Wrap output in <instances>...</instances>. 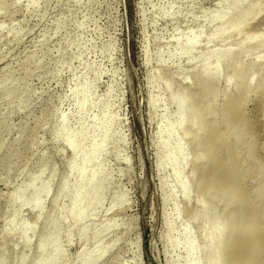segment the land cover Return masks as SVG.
Masks as SVG:
<instances>
[{
	"label": "rangeland",
	"instance_id": "rangeland-1",
	"mask_svg": "<svg viewBox=\"0 0 264 264\" xmlns=\"http://www.w3.org/2000/svg\"><path fill=\"white\" fill-rule=\"evenodd\" d=\"M220 1L0 0V264H39L40 254L52 249L55 234L56 247L62 251L57 264H80L84 248L89 259L102 253L96 264H186L183 246L172 248L166 242V223L173 219V207L179 206L173 235L187 226L199 241L201 221L187 211L171 169L157 167L158 129L167 115L170 123L175 122L171 96L197 86L198 56L232 46L230 40L206 39L204 15L214 12ZM197 35L193 59L168 57L178 39ZM263 56L264 50H255L248 58L260 61ZM87 65L100 74L85 73ZM227 73L228 64L223 62L221 88L227 85ZM76 81L87 83V94L95 103L85 124L90 126L96 118L101 122L106 111L115 120L103 154L88 168L105 176L100 202L74 224L72 214L65 213L77 190V177L70 172L77 161L57 131L63 114L68 116L66 129L78 130L76 101L70 96ZM153 94L160 103L152 108ZM261 96L252 93L243 108L254 122L257 153L264 161ZM226 99L225 95L220 101ZM182 135L178 130L177 138ZM192 138L191 133L182 139L190 161L186 174L195 158ZM32 180L33 190L25 193L24 205L10 202ZM197 187L192 185V203L201 195ZM41 188L46 191L38 215L31 205ZM170 194L174 196L164 203ZM13 213L16 220L11 223ZM53 222L56 228L50 226ZM22 224L29 227L25 233ZM93 228L99 233L91 238Z\"/></svg>",
	"mask_w": 264,
	"mask_h": 264
},
{
	"label": "bare ground",
	"instance_id": "bare-ground-1",
	"mask_svg": "<svg viewBox=\"0 0 264 264\" xmlns=\"http://www.w3.org/2000/svg\"><path fill=\"white\" fill-rule=\"evenodd\" d=\"M202 22L209 27L207 42L230 40L232 46L207 50L198 56L201 64L194 73L197 86L172 95L176 103L175 122L170 123L167 115L159 124L157 144L161 153L157 167L171 169L187 211L201 221L199 241L187 226L173 235L174 223L181 216L179 206L175 205L173 219L166 223V242L172 248L183 246L186 264H264V161L257 153L254 122L243 108L254 92L262 94L264 108V56L260 61L248 58L255 50H264V0H222L214 12L204 15ZM83 23H78L79 29ZM198 38L199 35L185 41L178 39L168 57L183 55L193 59ZM144 56H149L146 49ZM163 59L160 53L159 60ZM223 62L228 64L225 88L219 86ZM90 70L100 74L87 65L85 73ZM232 88L235 92L230 91ZM88 89L85 81H76L70 90V96L76 101L78 130L66 129L68 116L63 114L57 131L77 161L70 166V172L77 177V190L72 193L69 210L65 213L72 214L74 224L81 222L88 210L100 202L98 195L105 176L96 168L90 171L88 168L103 154L110 138L109 128L115 120L113 114L106 111L101 115V122L96 118L90 126L85 124L84 118L95 104L87 94ZM225 95L227 99L220 101ZM107 96L110 100V95ZM159 103L158 95L150 96L152 108ZM180 129L183 140L193 135L195 158L188 174L185 168L190 161L184 142L177 138ZM33 183L34 180L24 185L10 202L23 206L25 193L33 190ZM193 184L198 185L201 194L194 203L190 195ZM65 188L66 184L62 190ZM44 191L45 188L36 190V199L31 205L38 215L42 212ZM172 196H166L164 203ZM15 220L13 213L10 222ZM50 226L56 228V222ZM20 230L25 233L29 227L22 224ZM98 233V229L93 228L90 237ZM86 234L83 231L81 237ZM56 238V234L51 237L52 249L45 256L40 254L39 264H57L62 251L56 247ZM83 239L85 243L89 241V238ZM43 247L41 245L40 252ZM88 255L84 248L78 257L79 263L96 264L102 253L95 259H89Z\"/></svg>",
	"mask_w": 264,
	"mask_h": 264
}]
</instances>
